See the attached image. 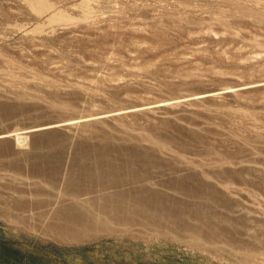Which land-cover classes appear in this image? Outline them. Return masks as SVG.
Segmentation results:
<instances>
[{"label": "rangeland", "instance_id": "rangeland-1", "mask_svg": "<svg viewBox=\"0 0 264 264\" xmlns=\"http://www.w3.org/2000/svg\"><path fill=\"white\" fill-rule=\"evenodd\" d=\"M0 264H264V0H0Z\"/></svg>", "mask_w": 264, "mask_h": 264}]
</instances>
